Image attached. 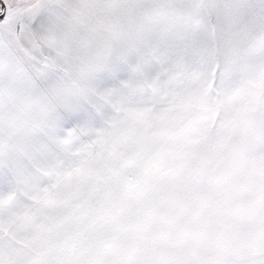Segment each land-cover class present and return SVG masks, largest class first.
<instances>
[{
    "label": "snow or ice",
    "instance_id": "1",
    "mask_svg": "<svg viewBox=\"0 0 264 264\" xmlns=\"http://www.w3.org/2000/svg\"><path fill=\"white\" fill-rule=\"evenodd\" d=\"M0 264H264V0H0Z\"/></svg>",
    "mask_w": 264,
    "mask_h": 264
}]
</instances>
